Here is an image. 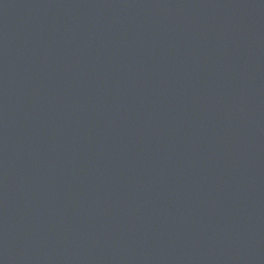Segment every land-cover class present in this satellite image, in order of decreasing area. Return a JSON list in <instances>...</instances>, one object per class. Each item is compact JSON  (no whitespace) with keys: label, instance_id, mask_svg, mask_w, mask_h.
Listing matches in <instances>:
<instances>
[{"label":"water","instance_id":"water-1","mask_svg":"<svg viewBox=\"0 0 264 264\" xmlns=\"http://www.w3.org/2000/svg\"><path fill=\"white\" fill-rule=\"evenodd\" d=\"M0 264H264V0H0Z\"/></svg>","mask_w":264,"mask_h":264}]
</instances>
